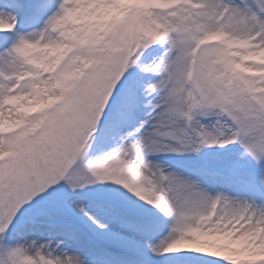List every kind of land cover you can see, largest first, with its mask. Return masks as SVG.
<instances>
[{"label": "snow or ice", "instance_id": "obj_1", "mask_svg": "<svg viewBox=\"0 0 264 264\" xmlns=\"http://www.w3.org/2000/svg\"><path fill=\"white\" fill-rule=\"evenodd\" d=\"M101 262L264 264V0H0V264Z\"/></svg>", "mask_w": 264, "mask_h": 264}, {"label": "rangeland", "instance_id": "obj_2", "mask_svg": "<svg viewBox=\"0 0 264 264\" xmlns=\"http://www.w3.org/2000/svg\"><path fill=\"white\" fill-rule=\"evenodd\" d=\"M107 150H108V147L98 148L94 144L85 159L93 160V161L98 160L99 158L102 157L103 153ZM215 152H216L215 149L205 148V149H202L201 153L198 155L197 154L176 155V154H171V153H161L158 155L149 156L148 159L164 166L168 170H174L177 172L187 174L189 170L197 167L207 157L215 154ZM220 153L223 154V150H220ZM109 185H111L112 188L119 187L121 191H125L122 188V186H117L113 182H110V181L98 183L95 186H92L89 189H86L85 191L95 193V194H100L108 190ZM129 194L131 195V193ZM165 234H166V231H165Z\"/></svg>", "mask_w": 264, "mask_h": 264}]
</instances>
